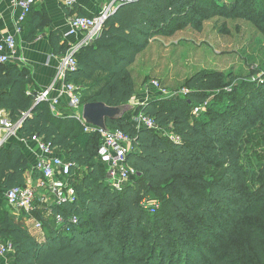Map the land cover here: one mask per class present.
Returning <instances> with one entry per match:
<instances>
[{
  "label": "trees",
  "instance_id": "16d2710c",
  "mask_svg": "<svg viewBox=\"0 0 264 264\" xmlns=\"http://www.w3.org/2000/svg\"><path fill=\"white\" fill-rule=\"evenodd\" d=\"M233 2L125 3L81 49L66 83L87 85L84 96L80 92L83 105L128 104L137 91L131 68L155 39L171 36L177 27L201 32L212 18L236 16L264 35V0ZM66 9L69 16L76 13ZM50 25L49 16L33 7L21 27L27 40H35ZM51 37L54 54L63 55L68 48L63 36ZM254 74L247 79L219 71L193 75L185 82L187 97L153 99L138 109L158 129L137 128L130 119L138 111L107 121L111 130L133 139L128 164L136 175L118 191L98 159L102 135L86 132L74 118L55 116L47 103L36 104V95L26 92L27 69L0 65V110L14 123L31 112L20 137L43 138L71 161L77 198L54 213L67 223L70 216L79 219L58 228L54 217L37 212L46 233L39 241L12 218L0 197V239L12 244L14 264H264V156L252 148L263 137L264 81L251 82ZM206 103L200 116L190 114L193 106ZM30 160L18 143L0 148V191L25 187L29 172L40 178ZM153 202L159 203L155 212L145 208Z\"/></svg>",
  "mask_w": 264,
  "mask_h": 264
},
{
  "label": "built area",
  "instance_id": "2783aa9c",
  "mask_svg": "<svg viewBox=\"0 0 264 264\" xmlns=\"http://www.w3.org/2000/svg\"><path fill=\"white\" fill-rule=\"evenodd\" d=\"M40 0H22L18 2V7L21 11L19 15V24L21 25L32 8ZM64 6L73 8L75 0H62ZM134 0H109L104 6L101 13L93 17L75 16L70 19L67 38L84 34L83 40L77 43L68 44L66 52L60 56L61 66L58 74V79L63 82V87L60 90L61 95L67 97L68 107L71 117L82 122L83 104L79 90L72 84L66 83L68 73H73L77 69V55L81 49L91 44L97 39L103 31L104 24L117 9ZM18 49V44L13 36H5L0 38V65L10 64L12 57ZM258 78L253 76L250 81L257 82ZM263 82V81H261ZM53 87L47 88L43 92L35 96L36 104L47 103L51 111L55 112L60 108V97H53ZM162 96L167 98L187 97L189 90L184 88L180 92L170 93L163 89L160 82L153 81L151 84ZM227 87L226 90L232 91ZM208 103L194 108L193 114L200 113ZM6 110L1 111L0 126L8 131L9 136H14L19 133L25 120L30 116V112L23 114L17 121L12 122L9 119ZM132 122L137 128L158 129L154 119L145 116L141 110L132 116ZM86 132H99L102 135V144L98 150L99 162L107 169V182L116 190L122 191L130 182L132 176L136 175V171L128 164V155L133 151V139L130 135L122 130H112L110 133L99 131L93 127L85 126ZM173 140L178 141V138L167 130L162 129ZM21 141L29 146L30 142L36 144L37 154L34 162V169L38 172L40 178L34 184L26 185L23 188H15L5 192L4 198L7 201L12 218L22 221L26 225L32 222L34 230L40 232L45 239L44 223L36 217V213L40 212L46 219L55 218L58 228L69 226V222L78 223V217L70 216L67 223L62 214H55L54 208L62 207L68 203H74L77 198L75 188L70 181L71 169L73 164L64 156L59 155L58 149L54 148L51 143H47L43 138L34 136L32 141ZM3 144V143H2ZM146 209H151L153 212L159 208L158 202L145 205ZM14 255L13 246L10 242H3L0 239V258H6Z\"/></svg>",
  "mask_w": 264,
  "mask_h": 264
},
{
  "label": "rangeland",
  "instance_id": "374dc122",
  "mask_svg": "<svg viewBox=\"0 0 264 264\" xmlns=\"http://www.w3.org/2000/svg\"><path fill=\"white\" fill-rule=\"evenodd\" d=\"M233 1L235 0H222V3ZM131 70L137 85L136 95L131 103L136 104L138 109L150 100L168 97L151 87L153 81L160 82L168 92L177 93L185 88L186 80L193 75L219 71L245 79L255 72L253 76L261 84L264 81V35L252 23L236 16L233 19L215 17L204 23L201 32L188 25L177 27L169 37H158L139 56L137 64ZM240 81L233 83L229 89L233 90ZM72 84L84 96L87 85ZM194 108L195 106L190 109L191 115H194ZM201 113L202 111L195 116H200ZM130 121L132 122L131 119ZM260 134H263L260 144H253L252 148L264 156V131ZM0 264L14 262L8 256L0 258Z\"/></svg>",
  "mask_w": 264,
  "mask_h": 264
},
{
  "label": "crops",
  "instance_id": "0c3cea01",
  "mask_svg": "<svg viewBox=\"0 0 264 264\" xmlns=\"http://www.w3.org/2000/svg\"><path fill=\"white\" fill-rule=\"evenodd\" d=\"M20 1L22 0H0V38L13 36L18 44V49L12 57L9 67L25 68L28 70L29 83L26 90L28 95H37L54 85L52 96L60 97L61 99V106L54 115L57 117H67L70 114L67 97L60 94L63 82L57 80L60 72L61 59L60 56L54 54L51 34L58 32L63 36V41L67 44L77 43L83 40L85 37L84 34L67 38L70 19L78 16L79 12L86 14L87 17H93L101 13L109 0H75L74 7L68 10H76V13L70 16L62 0H40L34 8L35 10L45 12L51 19V25L38 33L35 40H27L26 30L23 31L19 24L21 11L18 7V2ZM1 111L3 110H0V116ZM21 139L19 133L14 136H9L8 131L0 126V148L9 144L18 143L26 156H28V159H31V162H35L37 154L36 144L30 142L29 146H27ZM36 181L37 179L33 178L32 172L26 174V185L34 184ZM4 195L5 191H0V197L3 200ZM31 223L27 224L31 234L37 240H43V235L34 230Z\"/></svg>",
  "mask_w": 264,
  "mask_h": 264
},
{
  "label": "water",
  "instance_id": "95a60500",
  "mask_svg": "<svg viewBox=\"0 0 264 264\" xmlns=\"http://www.w3.org/2000/svg\"><path fill=\"white\" fill-rule=\"evenodd\" d=\"M137 111V105L131 102L118 107H111L104 103H90L83 106L82 122L85 126L110 133L112 130L108 127L107 121H121Z\"/></svg>",
  "mask_w": 264,
  "mask_h": 264
}]
</instances>
